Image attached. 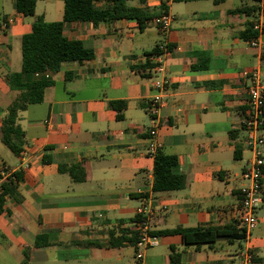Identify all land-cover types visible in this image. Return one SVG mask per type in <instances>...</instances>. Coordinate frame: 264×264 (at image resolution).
Returning <instances> with one entry per match:
<instances>
[{
	"label": "crops",
	"instance_id": "obj_1",
	"mask_svg": "<svg viewBox=\"0 0 264 264\" xmlns=\"http://www.w3.org/2000/svg\"><path fill=\"white\" fill-rule=\"evenodd\" d=\"M1 1L0 125L18 95L5 76L21 70V37L34 20L17 12L14 0L7 13L6 0ZM43 1L34 18L61 20L63 0ZM124 1L149 12L164 3L172 16L168 31L151 22L156 13L142 29L132 18L66 23L63 34L81 41L93 57L38 75L51 84L40 103L18 113L24 133L20 151L0 133V168L22 173L0 212V264H167L172 247L182 264H237L244 239L237 236L240 188L246 184L241 170L251 156L241 127L246 73L264 71V44L253 47L240 33L262 1ZM198 1L210 3L173 8ZM237 8L245 9L232 11ZM162 41L171 54L157 137L161 152L177 158L173 169L184 176L185 186L154 193V157L147 153V107L155 94L149 53ZM112 101L125 104L121 118ZM141 205L152 210L150 228L158 243L138 261L133 219ZM256 215L250 236L253 264H264V206ZM175 227H213L217 233L208 243L186 245L180 234L165 233Z\"/></svg>",
	"mask_w": 264,
	"mask_h": 264
},
{
	"label": "trees",
	"instance_id": "obj_2",
	"mask_svg": "<svg viewBox=\"0 0 264 264\" xmlns=\"http://www.w3.org/2000/svg\"><path fill=\"white\" fill-rule=\"evenodd\" d=\"M98 1L102 0H63L64 6L61 20L47 22L43 19V16H35L30 30L22 35L21 70L5 76L10 88L17 90L18 95L5 110L0 125V133L3 139L12 145L14 150L20 151L19 143L22 141L24 135L17 123L18 113L30 104L40 103L43 100L45 88L51 84L49 79L38 77V75L44 72H55L65 62H82L93 57V51L86 48L81 41L68 39L63 34L66 23L72 21H89L96 24L99 21L132 18L137 20L139 28L142 29L145 26V22L154 13L157 15L162 10L166 11L164 3L157 12H149L142 8L127 6L124 0H113L112 3L104 8L95 6V3ZM212 1L217 4L223 0ZM261 1L264 13V0ZM35 4L36 0H14L15 10L24 16H34ZM244 9L237 8L232 11L242 12ZM257 10L258 8H256ZM240 36L248 40L256 37L257 31L253 29V23H250L240 33ZM154 53H156V48L149 54L153 55ZM110 106L117 110L116 117L121 118V111L125 107V104L121 101H112L110 102ZM239 155L240 147L237 146L235 157L239 158ZM176 164L177 158L174 155L164 154L160 149L157 151L154 156L153 165L154 178L152 190L154 193H165L184 188V176L173 169ZM262 172L264 175V168ZM21 181L22 173L20 171H13L1 180L0 212L3 210L5 195L9 190L17 187ZM138 218V215H136L133 220L135 221ZM165 233L180 234L184 244L198 245L210 242L213 235L217 233V229L213 227H175L165 231ZM237 236L243 238V230H240ZM40 238L41 236L36 237V246L42 244ZM133 243H135V240ZM167 264H182L180 253L174 251L173 247L170 251L169 262Z\"/></svg>",
	"mask_w": 264,
	"mask_h": 264
},
{
	"label": "built area",
	"instance_id": "obj_3",
	"mask_svg": "<svg viewBox=\"0 0 264 264\" xmlns=\"http://www.w3.org/2000/svg\"><path fill=\"white\" fill-rule=\"evenodd\" d=\"M262 2L252 21L253 29L257 36L248 40L253 47L263 45L264 22ZM172 16L162 10L152 17L151 22L165 33L168 31ZM156 53L152 55V66L150 67L151 86L155 94L149 100L148 113V145L147 153L154 157L160 149L158 140L159 114L161 107L166 103L165 90L168 83L166 75V60L171 54L167 41H162L156 46ZM47 76V74L45 75ZM249 80L247 86V97L242 119V130L244 132L243 144L251 156L241 170V178L245 185L240 188V204L237 210V224L244 232L243 246L237 252V264H253L254 252L250 243L252 230L258 223L256 211L264 206V194L262 191V180L264 178V71L254 68L246 73ZM12 173L9 169L0 168V182ZM138 219L133 222L135 232L134 254L138 261H142L146 250L157 245L158 236L151 231L150 218L152 210L149 205H141L137 208Z\"/></svg>",
	"mask_w": 264,
	"mask_h": 264
},
{
	"label": "rangeland",
	"instance_id": "obj_4",
	"mask_svg": "<svg viewBox=\"0 0 264 264\" xmlns=\"http://www.w3.org/2000/svg\"><path fill=\"white\" fill-rule=\"evenodd\" d=\"M208 3L210 2L198 1V2L177 3V4L174 3L173 8H176L177 6H181V5H183L185 9H190V7L194 5H196L199 8H205L208 5ZM229 3H230L229 1L225 2V5H228ZM1 4H2V1L0 0V5ZM3 4L6 6V12L10 13L11 7H12L11 0H6ZM236 4H238V2H236ZM43 7H44V1L38 0L36 2V10H35L36 13H40ZM26 19H34V16H26Z\"/></svg>",
	"mask_w": 264,
	"mask_h": 264
}]
</instances>
